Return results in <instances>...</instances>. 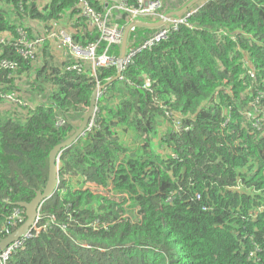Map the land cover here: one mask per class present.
I'll list each match as a JSON object with an SVG mask.
<instances>
[{
  "label": "trees",
  "instance_id": "1",
  "mask_svg": "<svg viewBox=\"0 0 264 264\" xmlns=\"http://www.w3.org/2000/svg\"><path fill=\"white\" fill-rule=\"evenodd\" d=\"M189 1L163 0L167 13ZM87 2L102 17L114 4ZM195 8L116 77L88 62L71 69L75 59L45 37L52 24L82 48L98 40L78 0H0V94L17 95H0V241L25 221L18 203L43 191L49 152L103 86L60 150L40 230L4 264H264V0ZM107 18L128 22L115 9ZM154 30L136 26L126 52ZM42 36L24 56V41ZM109 53L119 57L120 45Z\"/></svg>",
  "mask_w": 264,
  "mask_h": 264
},
{
  "label": "built area",
  "instance_id": "2",
  "mask_svg": "<svg viewBox=\"0 0 264 264\" xmlns=\"http://www.w3.org/2000/svg\"><path fill=\"white\" fill-rule=\"evenodd\" d=\"M136 5H130L123 0H116L112 7H110L106 14L102 17L97 14L89 5L87 0H78V5L80 9V14L86 17L92 27L99 34V38L95 42H90L86 45L85 48H82L76 45L72 37L68 32L63 29L55 30L51 28V25L47 29L46 38L53 39L55 42L63 47L74 59L75 63H73L70 67L71 69H80L82 62H88L91 64L92 70L95 72L97 68H107V67H115L117 71L121 72L128 64L131 63L133 55L144 48H150L153 44L168 38L174 31L178 30V28L183 24H188L187 18L192 15L197 9H188L180 16H171L169 18L166 17L167 12L165 11V4L163 0H136ZM111 9L124 11L127 14L128 22L122 26L118 23H110L107 14ZM143 20L146 22H157L160 20H165L164 23L155 27L152 35L138 48L128 50L124 57L119 60V57H116L109 53V49L114 45H120L123 32L125 28L135 20ZM55 26V23H53ZM136 26H132L129 30L133 31ZM6 35L0 34V43L4 42V37ZM42 37H35L31 40H25L24 42V56L32 57L35 53V46L41 44V42L45 39ZM103 41L105 44V48L102 51H98V42ZM68 67V69L70 68ZM251 75V73H250ZM101 85H97L98 92L97 97L101 94L102 88ZM4 99L9 102H17V95L14 92L0 94ZM59 159V156H58ZM58 159L56 161L58 165ZM17 213L15 212L14 215ZM41 219L40 208L38 211V215L35 218L34 224L30 227V229L24 234V236H31L34 232L36 234L40 227L37 226L38 221ZM24 221L21 218H17V220L12 222V225H15L16 228L20 226ZM45 228V225L42 226ZM23 236V235H22ZM20 238V237H19ZM19 238L9 244L6 248L2 249L0 253V262L4 264L6 258L9 256L10 252L19 244H21V240Z\"/></svg>",
  "mask_w": 264,
  "mask_h": 264
},
{
  "label": "water",
  "instance_id": "3",
  "mask_svg": "<svg viewBox=\"0 0 264 264\" xmlns=\"http://www.w3.org/2000/svg\"><path fill=\"white\" fill-rule=\"evenodd\" d=\"M199 1L200 0H190L186 5H184L179 10H173V11L168 12L166 14V17L169 18L171 16H180L184 12H186L190 7H192L194 4H196ZM164 21L165 20H160L157 22H146V21L138 19V20H135L134 22L130 23L125 28V30L123 32V38H122V41L120 44L119 60H121L126 53L127 36H128L129 30L132 26H139L140 25V26H148L151 28H155V27H158L159 25H161L162 23H164ZM119 75H120V72L118 71L116 77H118ZM102 87L103 86H101V88ZM97 92H98V89H95L93 94H92L88 111H87L81 125L75 129V132L69 138H67L64 141H61L59 144L54 146L52 148V150L49 152V171H48V178H47L46 185H45L43 191L36 192L35 197L30 202L18 203V205L20 207L24 208L26 219L13 232L9 233L5 238H3L0 241V248L1 249H4L9 244L15 242L19 237L24 235L30 229V227L35 222L36 216L38 215L40 205L43 203L44 200L48 199L56 190L57 184H58V174H59V167L57 166L56 161L58 159L60 150L64 147L68 146L71 143V141L74 140L75 137L77 135H79L82 130H84L89 119L93 116V114L95 112V101H96V98L98 95Z\"/></svg>",
  "mask_w": 264,
  "mask_h": 264
},
{
  "label": "crops",
  "instance_id": "4",
  "mask_svg": "<svg viewBox=\"0 0 264 264\" xmlns=\"http://www.w3.org/2000/svg\"><path fill=\"white\" fill-rule=\"evenodd\" d=\"M107 1H109V0H107ZM55 46H56V48H59V47H60L57 43H55ZM59 49H60V48H59Z\"/></svg>",
  "mask_w": 264,
  "mask_h": 264
},
{
  "label": "rangeland",
  "instance_id": "5",
  "mask_svg": "<svg viewBox=\"0 0 264 264\" xmlns=\"http://www.w3.org/2000/svg\"><path fill=\"white\" fill-rule=\"evenodd\" d=\"M108 2H112V3L114 2V3H115V2H116V0H109Z\"/></svg>",
  "mask_w": 264,
  "mask_h": 264
}]
</instances>
